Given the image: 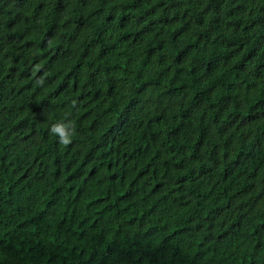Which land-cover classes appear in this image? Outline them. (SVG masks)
Listing matches in <instances>:
<instances>
[{"label": "trees", "instance_id": "trees-1", "mask_svg": "<svg viewBox=\"0 0 264 264\" xmlns=\"http://www.w3.org/2000/svg\"><path fill=\"white\" fill-rule=\"evenodd\" d=\"M0 264H264V0H0Z\"/></svg>", "mask_w": 264, "mask_h": 264}, {"label": "clouds", "instance_id": "clouds-1", "mask_svg": "<svg viewBox=\"0 0 264 264\" xmlns=\"http://www.w3.org/2000/svg\"><path fill=\"white\" fill-rule=\"evenodd\" d=\"M49 134L56 137L58 143L69 145L72 143L73 136L75 135V128L70 118L65 117L57 120L50 126Z\"/></svg>", "mask_w": 264, "mask_h": 264}]
</instances>
